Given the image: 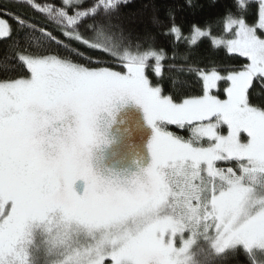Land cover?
Returning <instances> with one entry per match:
<instances>
[{"label": "snow or ice", "instance_id": "snow-or-ice-1", "mask_svg": "<svg viewBox=\"0 0 264 264\" xmlns=\"http://www.w3.org/2000/svg\"><path fill=\"white\" fill-rule=\"evenodd\" d=\"M20 2L30 15L0 10V204L14 213L30 198H135L178 155L202 157L220 175L219 161L248 159L235 149L264 142V0H227L204 23L182 15L195 16L199 0H144L134 12L124 11L134 0ZM127 99L153 135L148 167L121 180L91 159L108 143L99 114Z\"/></svg>", "mask_w": 264, "mask_h": 264}, {"label": "rangeland", "instance_id": "rangeland-1", "mask_svg": "<svg viewBox=\"0 0 264 264\" xmlns=\"http://www.w3.org/2000/svg\"><path fill=\"white\" fill-rule=\"evenodd\" d=\"M97 124L108 143L93 150L94 170L124 180L148 167L153 130L140 105L131 99L116 101L110 115L99 114ZM235 151L249 157L231 160L244 162L238 174L227 170L210 175L202 157L178 155L159 169L157 187L147 184L139 196L128 200L99 198L77 206L58 197L49 200L53 208H45L47 199L30 198L22 215L13 212L14 206L0 204V264L16 260L39 264L47 257L52 260L58 250L64 253L58 264H103L104 257L113 256L118 258L115 263L142 256L148 264H171L185 257L196 239L209 238V232L216 253L239 247L264 251V217L239 227L261 206L246 207L254 186L244 181L264 175V142L252 152ZM213 182L221 185L215 195ZM161 206L166 207L163 213L158 210ZM78 236L96 241L81 250L72 243Z\"/></svg>", "mask_w": 264, "mask_h": 264}, {"label": "trees", "instance_id": "trees-1", "mask_svg": "<svg viewBox=\"0 0 264 264\" xmlns=\"http://www.w3.org/2000/svg\"><path fill=\"white\" fill-rule=\"evenodd\" d=\"M20 2V1H19ZM58 2V0H57ZM144 0H134V3L132 4L131 7L125 8V12H134L137 9H139L142 5ZM227 0H217V3L214 5L213 0H199V3L203 4V8L199 10L195 16L192 14L185 12L183 13V17L185 20V23H188L193 20H197L200 23H204L206 20H212L214 19L220 12H222L223 8L222 5L226 3ZM10 10L11 12L14 13H19L21 15H30L32 13V9H30L26 4L20 2H12L10 0H0V10ZM249 22H253L252 19L250 18ZM148 24V18L147 16L143 17V24L140 25V28H142L144 25ZM82 50L87 51L82 48ZM227 54L223 51H220L217 53V56L219 58L225 57ZM169 131H173L175 134L183 136L184 138L189 137V133L186 130L182 129H177L174 126H170L168 128ZM186 133H184V132ZM244 162L243 161H226L224 162H218L217 163V168L219 170H222V172L225 173V171L231 169L235 171L236 174H238V167L241 166ZM256 178V179H255ZM252 179V180H251ZM205 180V178L203 179ZM245 180V179H244ZM207 182V181H206ZM245 184H249L253 187L252 193L250 194V199L247 203L246 207H254L257 204L261 205L259 208L258 212H255L252 214L251 218L245 219L240 223L239 227H242L244 225H247L249 223H253L256 221H259L260 218L264 217V175L261 177H250L249 179L244 181ZM217 182H213L211 185L212 187L216 186ZM220 184V183H219ZM208 185V183H207ZM224 185V184H223ZM208 187H210L208 185ZM221 185H218L215 187V192L213 191V195L217 193V191L220 188ZM210 197L206 196V200H208ZM52 203L48 200V202L45 205V208H53L51 207ZM157 207L160 208L158 205ZM165 207V206H164ZM166 208V207H165ZM165 208L158 209L159 211L165 210ZM156 210V209H155ZM154 210V211H155ZM139 216H142L144 213L141 212ZM160 213V212H159ZM258 213V214H256ZM152 214V213H151ZM161 214V213H160ZM159 214V215H160ZM210 225V222L209 224ZM202 227V226H201ZM206 230H198L200 233H204ZM211 234V235H210ZM208 237L206 240L204 239H196V244L192 247L189 253L185 257L178 258L174 260L171 264H264V251H250L246 252L244 251L241 247L239 248H234L230 249L229 251H224L222 253H216L215 250H213V237L212 232H209ZM188 235H186L184 238L186 239ZM202 237V236H199ZM63 240L60 242H57L55 244L56 246L60 244ZM77 241V242H76ZM87 242L86 244H83V242ZM96 241L94 238H84L78 236V238H74L72 243H74V247H77L78 249L81 247L85 249L86 247L90 246V244H93ZM71 243V244H72ZM175 243H179V240H177ZM53 248V245L51 246ZM67 247V246H65ZM94 251V250H93ZM64 254L62 251L58 250L55 252V255L52 260H50L51 257H47L44 260H39V264H58V260H60L61 255ZM61 261V260H60ZM11 264H20L19 260L11 262ZM103 264H148V260L142 256H135L133 260L127 261V262H122V263H115V262H110L108 260H104ZM168 264V263H165Z\"/></svg>", "mask_w": 264, "mask_h": 264}, {"label": "water", "instance_id": "water-1", "mask_svg": "<svg viewBox=\"0 0 264 264\" xmlns=\"http://www.w3.org/2000/svg\"><path fill=\"white\" fill-rule=\"evenodd\" d=\"M76 191L79 192L82 190V184L80 182H77V184L75 185Z\"/></svg>", "mask_w": 264, "mask_h": 264}]
</instances>
